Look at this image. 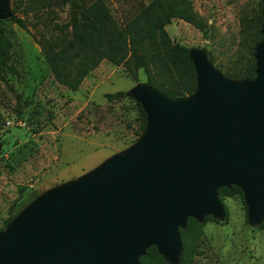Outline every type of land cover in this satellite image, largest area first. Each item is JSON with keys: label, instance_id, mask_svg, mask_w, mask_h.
Wrapping results in <instances>:
<instances>
[{"label": "water", "instance_id": "obj_1", "mask_svg": "<svg viewBox=\"0 0 264 264\" xmlns=\"http://www.w3.org/2000/svg\"><path fill=\"white\" fill-rule=\"evenodd\" d=\"M264 20V0H262ZM0 0V17L8 14ZM256 76L225 79L191 51L196 89L171 99L146 81L132 91L147 115L131 149L54 188L0 233V264H140L154 245L178 264L189 216L221 218L218 190L239 186L248 219H264V24Z\"/></svg>", "mask_w": 264, "mask_h": 264}, {"label": "rangeland", "instance_id": "obj_2", "mask_svg": "<svg viewBox=\"0 0 264 264\" xmlns=\"http://www.w3.org/2000/svg\"><path fill=\"white\" fill-rule=\"evenodd\" d=\"M44 1L49 7L43 15L62 25L92 0ZM150 1L105 0L121 24ZM192 1L205 30L173 18L167 33L192 51L201 50L225 79H240L250 63L247 33L262 0ZM28 2L35 0H6L9 13L0 17L15 67V72L2 69L0 77V233L40 197L131 149L146 132L139 128L141 106L132 94L145 83L143 69L135 80L123 65L104 59L77 90L60 84L37 42L42 27ZM118 91L124 92L119 99L105 96ZM223 204L224 215L203 226L194 264H264V230L249 221L244 193L225 196Z\"/></svg>", "mask_w": 264, "mask_h": 264}, {"label": "trees", "instance_id": "obj_3", "mask_svg": "<svg viewBox=\"0 0 264 264\" xmlns=\"http://www.w3.org/2000/svg\"><path fill=\"white\" fill-rule=\"evenodd\" d=\"M28 3L34 5L32 11L38 14L41 23L37 42L45 61L55 80L67 88L77 90L83 79L105 59L115 65H123L135 80H138L139 69L142 68L145 81L171 99L186 97L196 89L192 48L173 41L165 28L173 18H180L205 30V21L196 12L192 0H151L124 24L115 18L105 0L90 1L73 12L69 21L62 25L43 15L48 10V2L35 0V3ZM262 10L260 3L259 12L253 18L254 29L247 33L250 63L237 75L238 78L253 79L256 76L254 55L256 44L263 38L260 31L264 24ZM15 21L25 27L22 18L17 17ZM11 48L12 41L0 29V77L4 68L15 72V67L9 63ZM105 96L108 100L119 99L124 92L106 93ZM140 106L139 128L143 131L148 120ZM235 194L243 196L242 189L235 184L218 190L222 204L225 196ZM216 219L210 214L203 221L188 217L186 226L179 229L182 250L178 264H194L197 247L204 235L203 226ZM11 220L8 218L6 223ZM258 226L264 230V219ZM139 261L140 264H172L154 245L147 248Z\"/></svg>", "mask_w": 264, "mask_h": 264}]
</instances>
